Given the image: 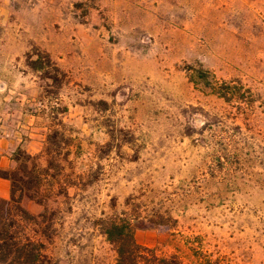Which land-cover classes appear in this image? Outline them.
Returning <instances> with one entry per match:
<instances>
[{"label": "rangeland", "instance_id": "374dc122", "mask_svg": "<svg viewBox=\"0 0 264 264\" xmlns=\"http://www.w3.org/2000/svg\"><path fill=\"white\" fill-rule=\"evenodd\" d=\"M49 129L58 264H115L112 217L183 264H264V0H0V149Z\"/></svg>", "mask_w": 264, "mask_h": 264}, {"label": "trees", "instance_id": "16d2710c", "mask_svg": "<svg viewBox=\"0 0 264 264\" xmlns=\"http://www.w3.org/2000/svg\"><path fill=\"white\" fill-rule=\"evenodd\" d=\"M31 64L43 79L58 82L59 69L52 66L49 57L39 56ZM51 67L55 68L54 75L48 71ZM49 130L41 154L32 155L27 148L18 146L11 152L14 167H0V178L11 182L10 198H0V264H58L51 248L59 237L61 224L59 210L51 208L50 203L61 195L69 197V186L56 192V184L67 179L65 166L61 164L68 163L73 153L70 137ZM43 157L45 165L41 164ZM26 201L43 207L42 212H30L24 205ZM96 226L113 247L117 256L115 264H183L176 255L158 256L139 244L135 226L126 218L99 219Z\"/></svg>", "mask_w": 264, "mask_h": 264}, {"label": "crops", "instance_id": "0c3cea01", "mask_svg": "<svg viewBox=\"0 0 264 264\" xmlns=\"http://www.w3.org/2000/svg\"><path fill=\"white\" fill-rule=\"evenodd\" d=\"M32 154V147H26ZM7 149H0V167L3 169H11L14 167V163L11 159V153L6 151ZM13 152V151H12ZM40 152V151H38ZM11 194V182L6 179L0 178V198L9 199Z\"/></svg>", "mask_w": 264, "mask_h": 264}]
</instances>
